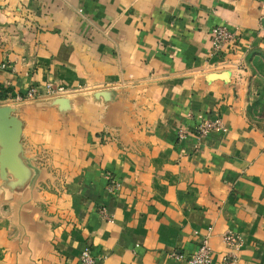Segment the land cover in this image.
Segmentation results:
<instances>
[{
	"label": "crops",
	"instance_id": "0c3cea01",
	"mask_svg": "<svg viewBox=\"0 0 264 264\" xmlns=\"http://www.w3.org/2000/svg\"><path fill=\"white\" fill-rule=\"evenodd\" d=\"M1 64L0 264H264V0H0Z\"/></svg>",
	"mask_w": 264,
	"mask_h": 264
},
{
	"label": "built area",
	"instance_id": "2783aa9c",
	"mask_svg": "<svg viewBox=\"0 0 264 264\" xmlns=\"http://www.w3.org/2000/svg\"><path fill=\"white\" fill-rule=\"evenodd\" d=\"M234 40V33L228 30L224 24L215 25L210 31V42L214 51L220 50L225 44H232ZM3 67V65H0ZM44 94L51 97H58L65 91V87L61 84L47 81L43 85ZM37 90L34 86L28 87L23 93L15 94L14 99L17 101L34 97L37 95ZM196 133L199 137L206 136L212 131H224V126L220 118H205L203 115H197ZM119 184L112 181L110 188L116 189ZM103 213V209L101 210ZM221 241L224 246L233 251L240 244L239 238L232 232H224L221 235ZM212 250L208 242V235L201 238L195 251L187 257V264H211ZM233 254L231 252L225 253L221 258V264H230L233 261ZM79 264H94L95 257L90 253L87 247H83L78 254Z\"/></svg>",
	"mask_w": 264,
	"mask_h": 264
},
{
	"label": "water",
	"instance_id": "95a60500",
	"mask_svg": "<svg viewBox=\"0 0 264 264\" xmlns=\"http://www.w3.org/2000/svg\"><path fill=\"white\" fill-rule=\"evenodd\" d=\"M58 100H62V98H58ZM11 113V108L8 106H0V144L2 146V155L4 156V152L15 145L19 138L20 134V124L17 118H15ZM9 126V129L6 127Z\"/></svg>",
	"mask_w": 264,
	"mask_h": 264
},
{
	"label": "rangeland",
	"instance_id": "374dc122",
	"mask_svg": "<svg viewBox=\"0 0 264 264\" xmlns=\"http://www.w3.org/2000/svg\"><path fill=\"white\" fill-rule=\"evenodd\" d=\"M254 71L258 73V77L254 81V87H257V85L263 86L264 85V66L256 64L254 65ZM256 111L257 110H254V112Z\"/></svg>",
	"mask_w": 264,
	"mask_h": 264
},
{
	"label": "trees",
	"instance_id": "16d2710c",
	"mask_svg": "<svg viewBox=\"0 0 264 264\" xmlns=\"http://www.w3.org/2000/svg\"><path fill=\"white\" fill-rule=\"evenodd\" d=\"M3 93H4V89H1V88H0V98H1V96L3 95Z\"/></svg>",
	"mask_w": 264,
	"mask_h": 264
}]
</instances>
